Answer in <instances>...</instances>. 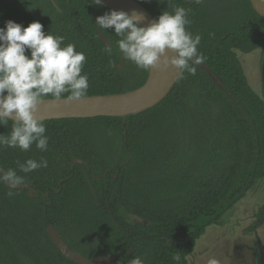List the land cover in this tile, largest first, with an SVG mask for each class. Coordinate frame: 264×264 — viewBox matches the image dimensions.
I'll return each mask as SVG.
<instances>
[{
	"label": "trees",
	"instance_id": "obj_1",
	"mask_svg": "<svg viewBox=\"0 0 264 264\" xmlns=\"http://www.w3.org/2000/svg\"><path fill=\"white\" fill-rule=\"evenodd\" d=\"M54 1L57 7L50 0H0V27L8 20L24 27L40 22L46 34L75 44L86 55L87 96L122 94L146 84L150 70L123 59L114 29L101 32L110 48L99 37L95 20L112 9L90 0ZM136 1L156 19L177 6L191 8L186 27L202 35L198 50L206 59L195 65V75L184 72L171 94L142 114L125 121H44L48 151L35 145L28 152L0 148V167L16 169L35 190L34 197L29 189L9 196L10 189L0 184V264H76L56 247L50 225L87 258L116 256L128 264L137 255L143 264H188L207 229L221 226L264 178V99L251 87L237 54L261 50L264 65V19L250 0ZM11 126V120L0 126V135ZM41 158L47 168L19 172L18 160ZM76 158L87 166H74ZM254 220L253 228L264 224V205Z\"/></svg>",
	"mask_w": 264,
	"mask_h": 264
},
{
	"label": "clouds",
	"instance_id": "obj_2",
	"mask_svg": "<svg viewBox=\"0 0 264 264\" xmlns=\"http://www.w3.org/2000/svg\"><path fill=\"white\" fill-rule=\"evenodd\" d=\"M90 2L102 6V0ZM194 2L199 4L201 0ZM191 11L177 6L172 12L164 11L156 22L142 27V13L134 10L130 15L111 10L98 16L95 25L100 32L114 29L120 37L118 49L123 59L133 62L138 69L166 73L174 68L181 76L184 72L195 75V65L202 64L206 58L198 50L202 35H193L186 27L192 23ZM64 40V36L46 34L40 22L24 27L8 20L0 27V126L12 121L11 132L0 135V148L28 152L35 145L41 152L48 151L45 123L36 116L41 101L49 96L60 100L67 94L65 102H71L88 95L89 76L82 75L86 55L77 51L73 43L65 45ZM16 164L24 174L48 167L44 158L27 159L23 163L18 160ZM25 183V177L18 175L16 169L0 167V184L10 189L9 196ZM129 264H143V259L135 255ZM208 264L219 261L211 258Z\"/></svg>",
	"mask_w": 264,
	"mask_h": 264
},
{
	"label": "water",
	"instance_id": "obj_3",
	"mask_svg": "<svg viewBox=\"0 0 264 264\" xmlns=\"http://www.w3.org/2000/svg\"><path fill=\"white\" fill-rule=\"evenodd\" d=\"M50 1L57 7L54 0ZM203 1L201 0V2ZM250 2L258 15L264 19V0H250ZM102 5L112 10L124 11L130 15L134 10L142 13L144 16L140 23L142 27H147L157 20L136 0H102ZM0 11H2V6H0ZM99 37L110 48V43L101 32H99ZM123 66L124 62L120 64L119 69L122 70ZM201 68L208 73L219 88L226 91L223 81L209 67L201 65ZM180 78L181 75H179L178 70L173 68L151 81L150 70L146 84L136 90L122 94L86 96L71 102H65L67 98L42 100L43 103L39 105L36 116L37 119H42L43 122L64 119H94L98 117H121L125 121L128 116L142 114L161 104L171 94ZM262 79L264 84V65L262 66ZM76 165L87 166V163L76 158L74 166ZM21 189H29V196L34 197L35 190L33 188L28 185L16 187V190ZM46 196H49V193ZM48 231L52 241L61 253L76 264H113L119 261V257L116 256L87 258L81 253L73 251L53 225L49 226Z\"/></svg>",
	"mask_w": 264,
	"mask_h": 264
},
{
	"label": "rangeland",
	"instance_id": "obj_4",
	"mask_svg": "<svg viewBox=\"0 0 264 264\" xmlns=\"http://www.w3.org/2000/svg\"><path fill=\"white\" fill-rule=\"evenodd\" d=\"M253 90L264 99L261 50L251 54L237 52ZM264 205V178L224 217L221 226H211L197 242L188 264H264V224L254 226V213ZM131 220L143 224L138 218ZM113 264H122L119 261ZM129 264V263H128Z\"/></svg>",
	"mask_w": 264,
	"mask_h": 264
},
{
	"label": "bare ground",
	"instance_id": "obj_5",
	"mask_svg": "<svg viewBox=\"0 0 264 264\" xmlns=\"http://www.w3.org/2000/svg\"><path fill=\"white\" fill-rule=\"evenodd\" d=\"M163 73L158 72L156 70H151V81L157 79L160 75H162ZM43 102L41 101L40 104H42Z\"/></svg>",
	"mask_w": 264,
	"mask_h": 264
}]
</instances>
